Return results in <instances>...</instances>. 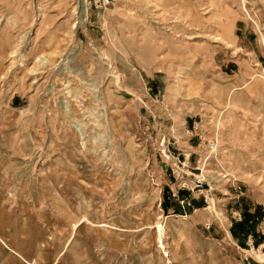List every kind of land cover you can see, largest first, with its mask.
I'll use <instances>...</instances> for the list:
<instances>
[{
    "label": "rangeland",
    "instance_id": "1",
    "mask_svg": "<svg viewBox=\"0 0 264 264\" xmlns=\"http://www.w3.org/2000/svg\"><path fill=\"white\" fill-rule=\"evenodd\" d=\"M27 263L264 264V0H0V264Z\"/></svg>",
    "mask_w": 264,
    "mask_h": 264
},
{
    "label": "trees",
    "instance_id": "2",
    "mask_svg": "<svg viewBox=\"0 0 264 264\" xmlns=\"http://www.w3.org/2000/svg\"><path fill=\"white\" fill-rule=\"evenodd\" d=\"M167 210V207H164ZM253 216L249 213H245L241 222L236 223L233 225L231 234L235 239H243L247 236H252L254 233L253 227Z\"/></svg>",
    "mask_w": 264,
    "mask_h": 264
},
{
    "label": "built area",
    "instance_id": "3",
    "mask_svg": "<svg viewBox=\"0 0 264 264\" xmlns=\"http://www.w3.org/2000/svg\"><path fill=\"white\" fill-rule=\"evenodd\" d=\"M107 4H108V0H102V5L106 6ZM160 147H163V150H161V154L164 155V157L166 159H169L173 165L178 163L177 159H174V158L170 157V154L168 153V146H167V144L164 143V141L160 142Z\"/></svg>",
    "mask_w": 264,
    "mask_h": 264
},
{
    "label": "crops",
    "instance_id": "4",
    "mask_svg": "<svg viewBox=\"0 0 264 264\" xmlns=\"http://www.w3.org/2000/svg\"><path fill=\"white\" fill-rule=\"evenodd\" d=\"M175 144H178V142ZM189 147H191V145H189ZM175 149H177L181 152V154L177 153L176 155H182V157L184 156L185 158L188 156L187 152H188L189 148L184 149L182 146H180V144H178V146ZM27 264H30V263H27Z\"/></svg>",
    "mask_w": 264,
    "mask_h": 264
}]
</instances>
